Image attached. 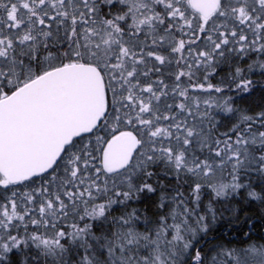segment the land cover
Listing matches in <instances>:
<instances>
[{"label": "snow or ice", "instance_id": "6c2138e0", "mask_svg": "<svg viewBox=\"0 0 264 264\" xmlns=\"http://www.w3.org/2000/svg\"><path fill=\"white\" fill-rule=\"evenodd\" d=\"M0 264H264V0H0Z\"/></svg>", "mask_w": 264, "mask_h": 264}]
</instances>
